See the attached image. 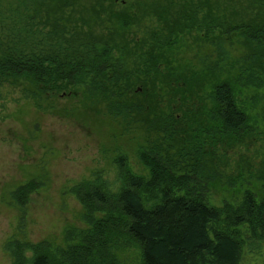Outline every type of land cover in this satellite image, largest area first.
Returning a JSON list of instances; mask_svg holds the SVG:
<instances>
[{
	"label": "trees",
	"instance_id": "16d2710c",
	"mask_svg": "<svg viewBox=\"0 0 264 264\" xmlns=\"http://www.w3.org/2000/svg\"><path fill=\"white\" fill-rule=\"evenodd\" d=\"M89 1L84 19L80 0H0V112L13 94L42 113L61 98L101 107L144 131L146 176L117 155L115 191L98 175L71 188L85 227L63 246L7 240L12 264H125L131 247L139 264H239L264 241V161L241 156L226 178L223 162L263 130L264 0Z\"/></svg>",
	"mask_w": 264,
	"mask_h": 264
},
{
	"label": "rangeland",
	"instance_id": "374dc122",
	"mask_svg": "<svg viewBox=\"0 0 264 264\" xmlns=\"http://www.w3.org/2000/svg\"><path fill=\"white\" fill-rule=\"evenodd\" d=\"M118 1L128 6L129 1L136 0ZM80 3L75 13L80 11L87 19L88 13L80 9L90 1L80 0ZM123 8L127 7L118 6V9ZM141 32L134 31L138 36ZM208 52L204 48L200 56ZM192 55L193 52L186 50L182 55L183 63L191 60ZM192 62L196 66L198 59ZM198 67L201 68L199 63ZM100 109L88 102L61 98L53 113H42L30 103L19 100L16 94L6 102L5 110L0 112V264L13 262L5 247L9 239L32 244L46 241L53 246H63L68 229H83L82 208L71 188L83 179L91 180L98 175L107 182L110 191H115L114 159L117 155L125 156L133 174L146 176L147 171L137 159L138 143L144 131L136 129L139 124L125 130L124 124L105 116ZM262 127L248 147L227 151L224 178L234 174L236 160L241 156L252 163L253 170L264 161ZM30 180L40 183V187L20 206L10 193ZM219 187L209 192L215 205H219L225 195L219 192ZM137 254L131 247L119 256L125 264H139ZM24 255L30 254L26 251ZM239 264H264V241L257 247L245 248Z\"/></svg>",
	"mask_w": 264,
	"mask_h": 264
}]
</instances>
